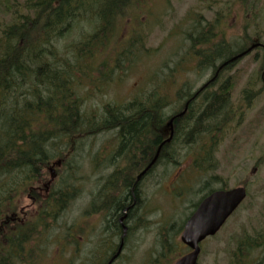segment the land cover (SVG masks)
<instances>
[{
  "label": "trees",
  "instance_id": "trees-1",
  "mask_svg": "<svg viewBox=\"0 0 264 264\" xmlns=\"http://www.w3.org/2000/svg\"><path fill=\"white\" fill-rule=\"evenodd\" d=\"M122 1L121 7L127 5V9L133 4L132 0H23L22 4L17 0H13V3L4 0V15H9V22L0 28V222H3L5 214L7 216L13 202L29 190L33 183L42 179L46 168L56 162H59L61 167L52 186H49L47 198L43 202H38L40 207L37 215L30 221H24L23 225L16 222L14 232L1 235L3 240L0 243V264H41L45 261L48 248L57 246L56 251L60 249L64 251L72 248V244L77 245L78 238L86 234L84 229H79V233L71 232V227L65 229L62 236L63 245L58 243L59 239L52 241L50 235L58 220L77 201L81 191V188H77V183L79 172L84 167L81 158L85 157H81L80 161L77 158L75 161V157H71L73 148L76 145L75 148L81 149L79 141H93L99 136L106 135L110 130L118 132L121 137L117 157L123 158L128 164L137 162V150L143 144L145 148L143 156L147 160L146 148L155 142L149 140L146 135L154 132V126H158L162 133L168 117L180 119L174 113L171 116L164 115L162 111L164 107L160 108L158 103L163 106L172 105L176 100L188 104L190 112L182 115L184 120L178 122L177 138L182 140L181 144L185 146L195 145L207 139V145L200 144L198 152L194 154L193 168L203 173L213 169L210 161L216 151V145L219 144L217 135L223 134V130L232 120L229 115L233 107L232 96L236 83L235 77L228 72L243 58L236 57L231 60L241 46L239 43L206 45L208 39L205 43L193 42L190 45L192 50L203 47V50H195L199 65L202 64L208 71L219 72L217 76L209 75L207 82L195 91L188 88L181 95L180 87L176 92L175 88L169 90L158 86L163 91L157 93L155 86L153 90L142 92L140 97L129 101L120 104L108 103L98 114L84 113L86 100L80 95L81 80L86 74L85 79H90L94 71L101 76V70L105 65L104 61H101L98 68L93 65L92 69H89L90 67L87 69L88 63L98 62L94 60V55L89 49L95 42L97 34L85 42L84 48L78 45L77 52L70 58L58 56V45L81 24L87 26L99 24L98 29L102 32L119 10L117 6ZM238 1L244 18L249 17L248 12L251 11L248 9L247 0ZM214 14L215 17L209 22L212 30L215 28L214 25L217 26L218 20H221V13ZM249 37L250 35L241 36L244 40ZM211 46L213 47L210 48ZM204 48L210 49L204 51ZM127 55L120 56L115 61L114 72L121 74V71L117 70L123 68V65L117 67V64L123 62ZM262 55L258 71L260 83L261 74L264 72V53ZM255 59L258 60V54L255 55ZM111 72L110 70L108 73ZM102 76L105 78L103 82L107 83L114 74L109 77L104 74ZM103 82L100 78L97 85ZM174 93L176 97L173 96ZM155 94H161V98L154 96ZM141 101L144 104H138ZM186 121H189L187 126L190 127L187 133L184 130ZM124 148H127V151L123 152ZM94 151L96 150L85 155L90 160L88 166H91V174L95 177L92 181L93 186L96 184L99 186L94 193L92 189L89 194L86 215L102 216L105 221L102 230L110 226L112 234L121 238L123 226L119 228L116 220L123 216L122 212L127 208L128 218L124 227L127 232L129 231L127 226L129 218L135 217V213L140 210L136 187H140V181L151 173L145 171L137 182L131 179V172L124 173V170L114 169L108 175V153L105 147L98 148L95 153ZM163 153L165 152H161L158 157L171 162L169 159L173 157L164 156ZM94 158L97 160L96 163L93 162ZM157 161L158 159L153 165ZM174 163L172 161L171 164ZM86 180L89 179L84 176L82 181ZM126 184L129 187H126ZM131 184L135 187L132 188ZM204 184L207 187H203L201 198L216 190L209 182ZM123 188L126 189L122 192ZM108 190L112 193L109 194ZM114 195L119 196L116 199ZM125 195L128 196V202L124 199ZM108 205L111 212L109 216ZM14 213L19 218V213L16 211ZM61 228L62 226H59L57 230ZM177 233L179 230L174 234ZM44 240L47 241L46 244ZM262 245L264 237L260 240L241 238L235 243L236 248L229 264H249L252 252ZM110 251L111 255L115 252L114 249ZM245 254L248 258L244 262ZM113 257L110 256L108 259L107 255V258L96 264H107ZM47 263H51V259ZM258 264H264V256Z\"/></svg>",
  "mask_w": 264,
  "mask_h": 264
},
{
  "label": "rangeland",
  "instance_id": "rangeland-1",
  "mask_svg": "<svg viewBox=\"0 0 264 264\" xmlns=\"http://www.w3.org/2000/svg\"><path fill=\"white\" fill-rule=\"evenodd\" d=\"M17 1L20 4L23 3V0ZM250 1L251 12H248L247 18H244L241 7L230 4L229 0H168L167 2L165 0H132L133 9L126 10L127 5L121 7L122 1L117 6L119 10L102 32L98 29L99 24L87 26L80 23L81 25L61 40L58 45V56L70 58L77 52L78 45L84 48L85 42L93 39L91 37L95 33L96 40L92 41L94 43L89 48L94 58L113 55L118 59L128 54L123 62L120 61L117 64V67L123 65V68L117 70L121 71V74L114 72L116 70L113 61L108 65V71L101 72V76L93 72L90 79H85L87 74L84 75L86 77L81 80L80 91V95L86 100L84 113L98 114L107 101L120 104L140 97L142 92L151 91L155 86H157L155 90L157 93L163 91L158 86L169 88V90L175 88L176 92L180 87L181 95L188 88L195 91L202 87L210 75L208 69H204L202 64L199 65L200 62L196 57V51L203 50V47L195 49L196 51L192 50L190 45L193 42L188 43L181 32L192 21L201 20L206 11H209V21L213 20L215 12L221 13V18L225 21L226 39L233 38L241 41L238 39L239 36L256 34L264 40V0ZM0 2L1 28L9 22V15H4V0ZM9 3H13V0H9ZM134 14L137 18L135 24L143 25V39L141 40L138 34H133L126 47L120 42V33L125 26L132 25L131 21L125 23V20L132 19ZM213 27L216 29L215 25ZM113 33L114 39L109 43L108 38ZM211 34H209L210 37H212ZM210 37L206 45L212 43ZM228 42L230 43V40ZM261 57L263 58V55L258 54V60L254 55L245 58L228 72L235 77L236 83L232 96V109L235 111V116L231 120L232 123L225 127L223 134L217 135L219 144L216 145V151L210 161L213 169L203 173L193 168L194 154L198 152L200 144L207 145V139L195 145H187L191 147L188 151L179 152L178 148L182 140L177 138L174 142V147L178 146L177 154L173 156V159H169L175 163L162 165L154 173L155 177L151 173L149 177L146 176L140 181V186L142 185L143 188L142 202L139 203L141 211L136 212L135 217L129 218L127 222L129 231H126L123 251L120 253L122 258L113 264H174L179 256L185 253L184 251L181 253L180 234L174 233L179 230V225L185 220L188 205L187 203L181 205L184 202L180 201V210L175 212V200L177 196L181 200L192 195L183 194L184 191L179 189L174 181L196 182L198 184L193 185L194 189L209 182L213 189L226 184L228 187L245 186L247 190V198L224 227L214 237L204 242L198 264H229L238 240L241 238L260 240L264 237V87L258 80ZM99 64L100 62L88 63L87 69L89 67L92 69L93 65L98 68ZM110 70L112 72L108 73ZM102 74L108 77L114 74L107 86L103 82L105 78ZM100 78L104 84L97 85V80ZM154 96L161 98V94ZM162 111L164 115L170 113L168 116L175 114L173 108L164 107ZM110 132L114 131L109 130L108 133ZM108 133L93 141L81 140L79 141L81 149L75 148L76 145L73 148L71 157H75V161L77 158L80 161L82 156L85 157L81 158L84 167L79 172L77 183V188H81V191L77 201L67 209L50 232L51 240L59 239L58 243L62 245L64 242L62 236L65 229L68 230L69 227L72 228L71 232L79 233V229H84L86 234L80 241L78 238L76 249H74L75 244H72V248L64 251L60 249V253L55 254L57 246L48 248L45 261L41 264H96L107 258V255L109 259L112 254L110 250L116 251L120 244V238L112 234L110 226L102 230L105 224L103 218L100 221L86 215L89 208V194L92 189L94 193L99 184L93 186L92 181L95 177L91 174V166H88L90 160L85 154L93 150L97 151L98 148H108ZM177 161L178 164H176ZM93 162L96 163L97 160L94 158ZM161 163L169 164L170 162L161 159ZM57 171V169L53 170L54 179ZM44 173L43 181H50V184L53 180L51 173L47 169ZM84 176L89 180L82 181ZM43 181L34 184L30 190L37 192V189L43 188ZM217 183L220 184L217 185ZM28 195H31L29 190L21 194L18 200L13 202V206L9 207L7 215L10 216L14 211L20 214V209L28 207L30 209L31 199ZM200 198L201 196L198 195L194 202ZM59 226L62 228L57 230ZM46 243L47 241L44 240V244ZM79 243L80 247H78ZM172 244L174 245L171 246ZM263 256L264 245L252 252L249 264H258ZM247 258L246 255L244 262ZM50 259L51 263H47Z\"/></svg>",
  "mask_w": 264,
  "mask_h": 264
},
{
  "label": "flooded vegetation",
  "instance_id": "flooded-vegetation-1",
  "mask_svg": "<svg viewBox=\"0 0 264 264\" xmlns=\"http://www.w3.org/2000/svg\"><path fill=\"white\" fill-rule=\"evenodd\" d=\"M137 1H139V0H137ZM167 1L168 0H165V2H167ZM229 3L240 6V2L238 0H229ZM247 6H248L249 11H251V1L250 0H247ZM213 15H214L213 16V18H214L215 14H213ZM136 19L137 18H136L135 14H134V15H132V19H126L125 20V23L131 21L132 25L130 27L125 26L121 30V33H120V36H121V38H120L121 41L120 42L121 43L127 45L131 41V38H132L133 34H138L140 36L141 40L143 39V30H144L143 25L142 24H140V26L136 25L135 24ZM209 22H211V21H209V11H206V14L203 15V18H201V20L192 21V23L187 25L185 27L184 31L181 32L183 35H185L184 39L186 41H188V43H190V42L205 43L208 40V38L210 37L209 34L212 33L211 34L212 37H210V39L212 40V43L223 44V43H229L228 41L230 40V43H234V44H238L239 43V44H241V46L239 47L238 51L235 52L236 54L232 56L231 60L235 59L236 57H238V58L239 57H241V58L243 57L241 59V60H243V59L249 58V57H251L253 55L255 56L256 54H263L264 53V40H263L262 37L258 38V36L253 35V36H250L249 38H247V40H244V39L241 38V36H239L238 39H240L241 41H237V40H235L233 38L226 39L225 36H224V24H225V21L222 18H221V20H218L216 29L213 28V30L210 29ZM113 39H114V33L112 34V36L110 38H108L109 43ZM243 41H245V42L242 43ZM206 50H207V48L206 49L204 48V51H206ZM94 60L95 61L97 60L98 62L99 61L100 62L104 61L103 65L104 64L105 65H104V68H102V70H101V72H103V71H108V65L110 63L112 64V61H116L117 59L113 58V55H109L108 57L100 58V59L99 58H95ZM94 72H96V71H94ZM209 72H210V75H215V76H217L218 73H219V72L214 73L213 70H210ZM87 81H89V80H87ZM261 82L262 83L264 82V72L261 74ZM105 85L107 86L108 82L105 83ZM173 96H175V94ZM170 97H172V95H170ZM104 104H108V101L105 102ZM138 104H144V103L140 102ZM158 106L160 108L166 107L167 109L168 108H170V109L173 108L175 110V116L176 115L179 116L180 119L179 120H174V118L168 117L166 122L164 123L166 128L162 131V133H161V130L159 129L158 126H154L153 127L154 132L151 135H150V133L146 135V137L149 140L155 142V143H153V145L151 144L148 148H146L147 152H148L147 160H145L144 156H143V152H144L145 148H144V146L142 144L141 147L137 150L138 151L137 152V154H138L137 162H134L132 164H128V162L126 160H124L121 157H117V155H116L117 154V150H118V148H119V146L121 144L120 134L118 132H116V131L108 133V148L105 147L106 153H108V175H109V173L113 172L114 169H115L116 171L124 170V173L131 172V177L132 178L131 177L130 178L134 179V180H136L137 176L140 173L144 172V171L152 173L153 174L152 176L155 177L154 173H156L158 171V169L162 165L166 166V165H170L172 163V162H170L169 164L161 163V158L158 157V155L161 154V152H165V153H163L164 156L173 157V156H176L178 149H179V152L181 150H186V151L189 150L188 146L187 145L185 146L184 144L179 145L178 149H177L178 146L174 147V142L177 139L178 134H179V132L177 133V127L179 126L178 122L180 120L181 121L184 120V117L182 115H184L187 112L188 113L190 112L189 109H188L189 108L188 104L186 102L182 103V102H177L175 100L172 105L171 104H166V105L163 106V105H160V103H158ZM229 116H230V118H232V120L234 119L233 117L235 116V111L233 109H231ZM187 122H189V121L185 122V128H184V130L186 131L185 133H187V129L189 127V126H187ZM189 129H190V127H189ZM175 134L177 135L176 137H175ZM73 145H74V143H73ZM162 148H163V151H162ZM167 150H169V151H167ZM124 151H127V148H124L123 152ZM82 157H84V156H82ZM112 159H115V160H112ZM156 159H158V161L156 162L155 165H153V162ZM61 164H62V162H61ZM60 167H61V165H59V162H56V163H53L52 166L46 168L51 173L50 176L53 179L50 184H49L50 181L49 182L43 181L44 176L42 177V179H40L39 181H36L35 183L32 184V187H33V185L36 184L37 182L43 181L44 186L41 189H37V192H35L33 190H30V189H32V187L29 189L30 194H31L30 196L28 195V198L31 199V204H30L31 208L30 209H28L29 207L25 208V209H20L19 218H17L16 213H11L10 216H8V215L5 216L6 214L4 215L3 222L2 223L0 222V243L3 240V238L1 237L2 234L8 235L11 232H14V226L17 225L16 222H18L20 225H23L24 221H30L34 216L37 215L38 209L40 207L38 202L39 201L43 202V200H45L47 198L48 191L50 189L49 186L51 187L52 186V182L55 180L54 179L55 175L53 173V170L54 169L58 170V169H60ZM117 181L118 180H116V182ZM154 181H155V179H154ZM174 183L176 185H178L179 189L184 191L183 194H188L189 193V194L192 195L189 198L186 197V198L181 199V200H180V197L177 196L176 197L177 199L175 200V202H176V205H175L176 210H175V212L180 210V201L184 202V203H181V205H183L185 203H187V205H188V212L185 214V216L186 215L187 216H186L183 224L179 225V227H178L179 234H181L182 231H183L184 225L187 222V220L189 219V217L194 213V211L197 209V207L201 203V201L205 197L210 195L212 192L209 193L208 195H206L205 197L201 198L200 200H198L199 202H197V204H196V202H194V199L197 198V196L200 195V193L202 195V189H203V187L206 184L203 183L202 186H200V187L198 186V187H196L194 189L193 185L194 184H198V183L193 182V181H188V182L187 181L186 182L174 181ZM127 186L128 185L126 184V187ZM130 186L132 188L135 187L134 184H131ZM108 187H109V184H108ZM206 187L207 186H205V188ZM136 188H137V198H138L139 203H141L142 202V198H143V191H142L143 188H142V186L136 187ZM176 188H177V186H176ZM217 188H219V190L220 189H223V190L230 189L228 186H225L224 184H222L220 187H217ZM233 188H235V187H233ZM125 189L123 188L122 192ZM108 192H109V194L112 193L109 190H108ZM131 193H132L133 200H135V197H134V194H133L132 190H131ZM175 195H178V194L175 193ZM118 196L119 195H114L113 197H115L117 199ZM124 197H125L124 198L125 201L128 202V196L125 195ZM111 199H112V197L110 196V200ZM139 203H138V205H139ZM140 211L141 210H138V212H140ZM110 214H111V212L109 210V205H108V216ZM122 214H123V216H125V220L123 219L120 222V220H121V218L123 216L122 217H118L117 220H116L119 228L126 225V221H127V218H128L127 217V208L124 209ZM94 217L99 219L100 221H102V218H101L102 216L94 215ZM80 239H81V237L79 238V241H80ZM120 243H121V238H120ZM119 246H120V244L118 245V247H117L116 251L114 252V254L111 255V257H113L115 255V253L117 252ZM181 246H182V249H183L181 251H184L185 254L190 251L184 245H181ZM78 247H80V243L78 244ZM200 248H201V250H200V254H201L203 246L200 245ZM74 249H76V245H74ZM122 251H123V249H122ZM57 253H58V251L55 252V254H57ZM181 256L182 255H180L179 257H181ZM120 258H122V256L119 255L118 258L116 259V261L119 260Z\"/></svg>",
  "mask_w": 264,
  "mask_h": 264
},
{
  "label": "water",
  "instance_id": "water-1",
  "mask_svg": "<svg viewBox=\"0 0 264 264\" xmlns=\"http://www.w3.org/2000/svg\"><path fill=\"white\" fill-rule=\"evenodd\" d=\"M145 173L138 176V180ZM246 197L243 187L216 191L204 198L184 225L180 241L191 251L175 264H196L199 244L213 237ZM124 219L121 218L120 222ZM125 233V231H124Z\"/></svg>",
  "mask_w": 264,
  "mask_h": 264
},
{
  "label": "bare ground",
  "instance_id": "bare-ground-1",
  "mask_svg": "<svg viewBox=\"0 0 264 264\" xmlns=\"http://www.w3.org/2000/svg\"><path fill=\"white\" fill-rule=\"evenodd\" d=\"M114 143H115V142H114ZM141 186H142V185H141ZM124 218H125V216H124ZM122 229H123V232H122L121 243H120V246H119V248H118V251H117L116 255H115V256L110 260V262L107 263V264H111L112 261L115 260V258L120 254V252H121V250H122V247H123V239H124V237H125V235H126V228L123 226ZM124 231H125V233H124Z\"/></svg>",
  "mask_w": 264,
  "mask_h": 264
}]
</instances>
